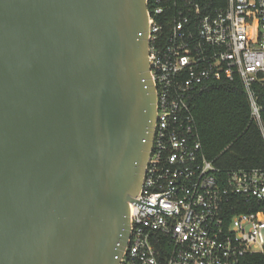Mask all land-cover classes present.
I'll return each mask as SVG.
<instances>
[{
	"label": "water",
	"instance_id": "95a60500",
	"mask_svg": "<svg viewBox=\"0 0 264 264\" xmlns=\"http://www.w3.org/2000/svg\"><path fill=\"white\" fill-rule=\"evenodd\" d=\"M146 0H0V264H119L156 119Z\"/></svg>",
	"mask_w": 264,
	"mask_h": 264
},
{
	"label": "built area",
	"instance_id": "2783aa9c",
	"mask_svg": "<svg viewBox=\"0 0 264 264\" xmlns=\"http://www.w3.org/2000/svg\"><path fill=\"white\" fill-rule=\"evenodd\" d=\"M146 6L156 119L119 264H264V169L221 173L201 153L188 103L238 79L264 145V0H226L209 14L196 0Z\"/></svg>",
	"mask_w": 264,
	"mask_h": 264
},
{
	"label": "trees",
	"instance_id": "16d2710c",
	"mask_svg": "<svg viewBox=\"0 0 264 264\" xmlns=\"http://www.w3.org/2000/svg\"><path fill=\"white\" fill-rule=\"evenodd\" d=\"M196 1L203 14L223 8L226 2ZM256 91L264 99V87L258 86ZM188 103L192 106L201 153L221 173L244 168L264 169V145L238 79L206 84L189 95Z\"/></svg>",
	"mask_w": 264,
	"mask_h": 264
}]
</instances>
